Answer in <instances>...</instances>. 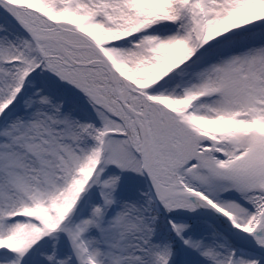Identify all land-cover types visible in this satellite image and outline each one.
Segmentation results:
<instances>
[{"label":"snow or ice","instance_id":"snow-or-ice-1","mask_svg":"<svg viewBox=\"0 0 264 264\" xmlns=\"http://www.w3.org/2000/svg\"><path fill=\"white\" fill-rule=\"evenodd\" d=\"M0 264H264V0H0Z\"/></svg>","mask_w":264,"mask_h":264}]
</instances>
